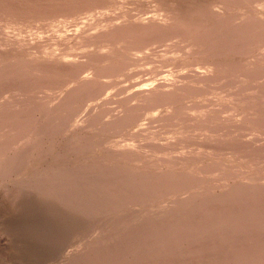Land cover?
Returning <instances> with one entry per match:
<instances>
[{"label":"rangeland","instance_id":"1","mask_svg":"<svg viewBox=\"0 0 264 264\" xmlns=\"http://www.w3.org/2000/svg\"><path fill=\"white\" fill-rule=\"evenodd\" d=\"M23 1L28 0H14ZM197 1L186 9L180 0H88L53 16L22 21L16 18L24 16H6L0 8V52H22L28 45L34 51L26 55L29 62L66 63L48 54L52 52L69 54L68 64L86 65L80 75L54 83L50 76L36 82V70L18 66L0 80V143L10 147L5 155L23 156L15 172L0 170V264H107L112 257L115 264L136 263L125 238L139 244L143 260L136 264H172L173 259L176 264H213L219 254L211 248L209 231L174 235L187 226L185 218L174 215L203 203L214 212L216 199L222 205L229 199L227 212L243 220L247 213L235 207L237 196L232 195L240 188L257 190L254 201L264 205V34H251L238 46L214 43H222L232 29L264 20V0ZM143 22L160 24L166 33L130 49L101 38ZM185 22L200 32L193 38L171 33L173 25ZM214 46L217 50L211 51ZM114 52L121 57L108 63L105 57ZM211 52L233 66L214 71L206 58ZM93 55L101 58V69L89 62ZM111 64L115 67L109 69ZM97 71L102 73L96 78ZM85 78L93 83L73 96L72 110L57 111ZM143 83H165L171 91L183 84L191 92L177 103L132 99ZM84 163L93 164L95 173L82 172ZM64 169L68 173L59 174ZM61 174L71 175L70 180ZM88 175L92 185L83 193L77 185L88 181ZM107 190H115L116 196L90 203L91 212L84 210V194L87 201L97 200L92 196ZM230 230L227 225L225 232ZM257 235L264 239V232ZM229 259H222L223 264Z\"/></svg>","mask_w":264,"mask_h":264},{"label":"bare ground","instance_id":"2","mask_svg":"<svg viewBox=\"0 0 264 264\" xmlns=\"http://www.w3.org/2000/svg\"><path fill=\"white\" fill-rule=\"evenodd\" d=\"M88 1V0H86ZM85 0H28V1H23L21 3H15L14 0H5V1H0V8L1 10H3L4 14H6V16L8 15H21V16H24V18L22 17H19L20 19H18V17L16 18L17 20L19 21H22L23 19H40V18H43L45 16H53L54 14H57L58 12L60 11H63V9L67 8L69 9L72 8L73 6L74 7H77L78 4H83V2H86ZM227 1V0H226ZM197 0L194 1H191V0H180V3L181 6L183 7H186L187 9V6H194L197 4ZM98 5V4H97ZM197 6H200V5H197ZM203 7V6H202ZM190 9V7H188ZM197 9V8H195ZM57 12V13H56ZM68 13V12H67ZM198 15V14H197ZM196 15V16H197ZM11 16V17H12ZM10 17V18H11ZM184 18V17H183ZM179 20V19H178ZM183 20V19H182ZM192 20V19H191ZM231 21V20H230ZM182 22V21H181ZM184 22V20H183ZM25 23V22H23ZM63 23V22H62ZM20 24V23H19ZM140 25L138 26H134V25H131V26H124L123 28H116V30L114 31H109L105 34H103L101 36V38L103 40H111L113 41L115 44H124V47L125 48H129L131 47L132 45H135L137 42H147L149 40V38H151L152 36H155V35H163L165 34L166 32L162 31V27L160 26V24H157V23H144L141 24L139 23ZM175 24V23H174ZM177 24V23H176ZM175 24V25H176ZM200 24V23H197V25ZM230 24V22H229ZM65 25V24H64ZM122 25V24H121ZM192 25V24H191ZM191 25H188L186 24V22L184 23V25L182 26H172L170 31L172 34H177L178 36H185V37H192L193 34H196L194 32H200L198 29H195L194 25L193 27ZM196 25V24H195ZM239 25V24H238ZM240 26V25H239ZM166 28V27H165ZM200 28V27H198ZM236 28V27H235ZM62 29V27H61ZM59 29V31L61 32V35L60 36H63L62 34V30ZM201 29V28H200ZM222 29V28H221ZM232 29V28H231ZM58 30V29H57ZM113 30V29H112ZM263 31V34H264V20L262 21H255L253 20L252 22H250V26L249 25H245V26H240V27H237L236 29H232V31L230 33H228V35L225 36L224 34V39L222 41V43L220 41H215L214 43L217 44V45H220L221 44V47L223 46H227V45H234V46H238L239 44L245 42L246 40L248 39H251L252 35L251 34H254V33H260L262 35V32ZM176 32V33H175ZM258 33V34H259ZM259 34V35H260ZM39 36V35H38ZM156 36V37H157ZM168 36V35H167ZM222 36V35H221ZM264 36V35H263ZM41 38V37H40ZM193 38V37H192ZM256 38V37H255ZM67 39H70V38H67ZM61 40V38H60ZM63 40V39H62ZM66 39L63 40V42L65 41ZM153 40V38L151 39ZM215 40V39H214ZM220 40V39H219ZM54 41V39H53ZM99 41V40H98ZM101 41V40H100ZM36 42V41H35ZM28 43V42H27ZM26 43V44H27ZM33 44H36L38 45L37 43H33ZM54 44V42H53ZM30 45V43H29ZM35 46V45H34ZM211 46V45H210ZM38 47V46H37ZM215 47V46H214ZM216 48L218 47H215L214 49H211V51H215L217 50ZM33 49V48H32ZM130 49V48H129ZM132 49V48H131ZM236 49V48H235ZM29 50H31V48L28 47V45H26V47L23 49L22 48V52L20 51H17V50H14V49H11V50H8L6 52H0V60L2 62V64L4 65L2 69H0V80L1 78L3 79V75L6 74V73H9V72H12L14 71L15 69H17V66L18 67H22L24 70L25 69H29L31 71L36 70L37 71V76H34V80H36V82H41L40 80V77H46L48 78L50 76V80L51 82L50 83H54L57 81V79H61V78H65V77H73V76H77V75H80V73H82L84 67L86 66H83L82 64H68L67 62L71 61L70 59V55L69 54H61L60 56L59 55H56L54 53H48L50 56H55V58H62L63 60L66 61V63H56L54 62L53 60H48L47 62H35V60H32V62H29V58L26 57V55L28 56V52ZM229 50V49H228ZM66 51V50H65ZM30 54L34 53V51H31L29 52ZM121 57L120 53L119 52H114L112 54H108L106 57H105V60L108 61V63H112L114 62L115 60L119 59ZM206 58H209V63L210 65L213 66V70H221L222 68H224L225 66H228V69H230L233 65L229 64L228 63H223L222 59H220V56H218L217 52H211V55L209 56L208 54L206 55ZM128 59V58H127ZM104 60V59H103ZM229 60V59H228ZM60 61V60H57V62ZM89 62L90 63H94V64H97L96 66H98L97 68H99V65L101 63V58H97V57H91L89 59ZM106 64V63H105ZM104 64V66H105ZM8 66V68L5 66ZM112 67H115V64H111V66L109 67L112 68ZM86 68V67H85ZM247 68V67H246ZM82 69V70H81ZM101 69V68H99ZM98 69V70H99ZM81 70V71H80ZM105 70H108L107 67H105ZM223 70V69H222ZM252 70V69H251ZM80 71V72H79ZM210 71V70H209ZM213 71V72H214ZM30 72V71H29ZM21 73V72H20ZM100 73H102V71H97V73L95 74L96 75V78L98 76H100ZM252 73V72H251ZM250 73V74H251ZM34 74V73H33ZM35 75V74H34ZM40 76V77H39ZM165 76V75H164ZM247 76V75H246ZM251 77V76H250ZM249 77V78H250ZM52 78V79H51ZM13 79V78H12ZM25 79V78H24ZM32 79V78H30ZM74 79V78H73ZM208 79H211V78H208ZM27 80V78H26ZM45 80V79H44ZM58 80V81H59ZM247 80V78H246ZM2 81V80H1ZM4 81V80H3ZM23 81V80H22ZM28 81V80H27ZM204 81V80H203ZM7 82V81H5ZM17 82V81H16ZM35 82V81H34ZM46 82V81H45ZM44 83V82H43ZM49 83V82H48ZM89 83H93L91 80H88V79H84L82 82L79 83V85L76 87V89L71 92V95L68 96L66 99L63 100V103L62 105H60V107L58 108L57 111H66V110H72L73 106H74V99H73V96H77L79 95L80 93L82 94V92H84L88 87H89ZM18 84V82L16 83ZM35 84V83H34ZM37 84V83H36ZM35 84V85H36ZM47 84V83H46ZM52 85V84H51ZM95 85V84H94ZM183 85V84H181ZM177 86L176 88L174 87V91H171V88H168L169 86L165 85V83L163 84H157V85H154L152 83H143L141 84L140 88H139V91H137L135 93V95L132 97V99L136 98V99H140V100H143V101H146L148 103H153V104H156V103H162V101L164 102V100H168V101H177L179 99H181L183 96H186L188 93H190L191 89L189 87H187L186 89L185 86ZM38 86V84L36 85ZM50 86V85H49ZM93 86V85H92ZM173 87V86H172ZM101 89V87H100ZM133 95V94H132ZM65 96V95H64ZM80 96V95H79ZM78 98V97H77ZM129 98H131L129 96ZM127 101V100H126ZM80 103V102H79ZM177 103V102H176ZM163 104V103H162ZM170 104V103H169ZM220 104V103H219ZM29 105V104H28ZM168 105V104H167ZM225 105V104H224ZM169 106V105H168ZM132 107V106H131ZM32 106H31V110H32ZM35 109V108H33ZM211 110V109H210ZM130 111L131 113L134 114V112L136 111L135 108H130ZM2 113V112H0ZM25 113V112H24ZM32 114V113H31ZM155 115V114H154ZM236 118V117H235ZM182 119V118H181ZM125 120V119H124ZM227 120V119H226ZM1 122V121H0ZM236 125V124H235ZM21 126V125H20ZM214 127V126H213ZM3 128V127H2ZM44 128V127H43ZM1 129V128H0ZM254 130V129H253ZM75 134V133H74ZM8 137V136H7ZM76 138V137H75ZM264 138V137H263ZM7 139V138H6ZM5 139V140H6ZM238 139V138H237ZM38 143V142H36ZM244 143V142H243ZM247 143V142H246ZM55 144V142H54ZM58 144V143H57ZM60 144V143H59ZM56 145V144H55ZM60 146V145H59ZM204 146V145H203ZM212 146V145H211ZM250 146V145H249ZM97 147V146H96ZM10 147L7 146L6 143H3L1 142L0 143V170L2 172L6 171V172H9V171H13L15 172V169L16 167L18 166H21L20 162L18 161V159H22L23 156L22 154L20 155H17L15 157H12V156H9V155H5V153L9 150ZM55 148V147H54ZM98 148V147H97ZM249 148V147H248ZM56 149V148H55ZM60 149V147H59ZM222 149V148H221ZM29 150V149H28ZM97 150V149H96ZM213 150V149H212ZM24 152V151H23ZM26 153H28L27 151H25ZM91 154V153H90ZM27 155V154H26ZM24 155V156H26ZM57 155V154H56ZM55 155V156H56ZM98 156V155H97ZM95 157V156H94ZM4 158V159H3ZM257 158V157H256ZM59 160V159H58ZM21 161H24V160H21ZM8 162V163H6ZM56 162V161H55ZM54 162V163H55ZM70 162V160H69ZM103 162V161H102ZM250 162V160H249ZM53 163V162H52ZM54 163L52 165H54ZM99 163V162H98ZM58 164V162H57ZM61 161L59 162V165H61ZM67 164V163H65ZM85 167L84 171L82 172H91L92 169L94 168V165L91 164V163H84ZM63 165V164H62ZM61 165V166H62ZM70 166V165H69ZM68 166V167H69ZM100 166V165H99ZM98 166V167H99ZM52 167V166H51ZM68 167H64L65 169ZM10 168V170H9ZM31 167L29 168H26L27 170L30 169ZM33 168V167H32ZM56 168V166H55ZM59 168V166H58ZM62 168V167H61ZM59 168V170L61 169ZM106 168V167H105ZM25 169V170H26ZM63 169V168H62ZM56 170L57 172L59 171V174L60 173H68L67 170ZM264 169V167H263ZM18 170V169H17ZM70 170V169H69ZM64 171H67V172H64ZM27 172V171H26ZM56 172V173H57ZM93 174L95 173V171L93 170L92 171ZM114 172V171H113ZM23 173V172H22ZM55 171H54V175L56 174ZM71 175L73 174V172H71ZM81 173V172H80ZM79 173V174H80ZM49 174H51V171H48V175H46L47 177L49 176ZM53 174V172H52ZM57 174V176L59 175ZM77 174V173H76ZM45 175V174H44ZM62 175V174H61ZM71 175H67V174H63L62 177L64 178H67V179H64L66 182H68L70 179V176ZM74 175V174H73ZM109 175V174H108ZM56 176V177H57ZM107 176V175H105ZM50 177V176H49ZM48 177V179H49ZM77 179L76 180H79V179H83L82 177H78L76 176ZM90 176L88 175V178ZM92 177V176H91ZM94 177V176H93ZM112 177H114L112 175ZM179 177H183L184 176H179ZM250 177V176H249ZM248 176H246V178H249ZM14 178V177H13ZM20 178V177H19ZM22 178V177H21ZM44 178V177H43ZM87 178V179H88ZM7 179V178H6ZM16 179V178H15ZM53 179V178H52ZM58 179V178H57ZM107 180V177L105 178ZM117 179V178H116ZM253 179V178H252ZM255 179V178H254ZM60 180V179H59ZM185 180V178H184ZM251 180V179H250ZM108 181V180H107ZM247 180H245L246 182ZM6 182H9V181H5ZM15 182V181H13ZM75 182V181H74ZM115 182V180H114ZM136 182V181H135ZM12 183V181H11ZM10 183V184H11ZM139 183V181H138ZM9 184V183H8ZM67 184V183H66ZM91 185H92V180L91 178H89L88 181L85 182V180H83L82 184H80V182H78V185L77 186H83L79 189H81L83 191V193L86 191V189L88 188H91ZM113 185V184H112ZM123 185V184H122ZM249 185V184H248ZM17 186V185H16ZM45 186V185H44ZM14 187V186H12ZM19 187V186H18ZM105 189H108L107 188V185H105ZM249 187V186H248ZM73 188V187H72ZM113 187H109V190H112ZM109 190L103 192V193H96V196H92L94 198H97V200H92L91 201H87L85 199L86 198H89L87 194H84V196L79 198L81 199V203L82 204V207H84V210H89L87 205H89L90 203L94 202V201H98L100 199H103V198H109V197H112V196H116L114 193H116V191L113 193L112 191L110 192ZM128 188L126 189V191L128 192ZM66 191V190H65ZM72 191V190H71ZM101 191V189H100ZM125 191V190H124ZM254 191H257L255 189H253V191L249 190V189H235L232 193L233 194H236V198L234 197V205L236 208H241L243 209V211H246L247 213V216L243 219V220H239L237 218H234L235 216H233L232 214H229L227 212V209L226 207L229 206V199H228V202H223V204L225 205H222L219 203V201L217 202L215 199V202L217 203L218 207L216 208L217 210L216 211H211V210H208V208L206 207H203L204 203L202 205H199V206H195L194 207L192 206H188V208L184 211H187V213H182V212H179L180 214L178 215H174L176 218H181V219H184V222L186 221V227L184 230L182 231H176L174 233V235H179V236H190L192 235L194 232H199V234H205L207 231V236L211 238V240H214V241H211L212 245H211V248H213V250H215L218 254H219V257L216 258V260H214V263L213 264H223L224 261L222 259L224 258H230L229 259V262L228 264H264V240L263 238L259 237L257 234H259L260 232H264V217L262 216V213L264 212V208H262L261 206H264V205H258L257 202L254 201V199L256 197H259L258 195L254 194L253 192ZM61 192V191H60ZM70 192V190H69ZM73 192V191H72ZM232 192V191H231ZM78 193L76 190L74 192V194ZM105 193V194H104ZM55 194V193H54ZM67 194V193H66ZM104 194V195H103ZM98 195V196H97ZM123 195H126V194H123ZM227 196V194L225 195ZM229 196H231V194H229ZM60 197V196H59ZM221 197V196H220ZM232 198V196L230 197V199ZM123 197L121 199H119V201L117 202V206H120L124 201H123ZM196 200V199H195ZM261 200V199H260ZM85 201V202H84ZM199 201V200H198ZM213 201V200H212ZM263 201H264V198H263ZM120 202V204H119ZM71 203V202H70ZM239 203H243L241 204V206H237V204ZM75 204V202H74ZM97 204V203H96ZM95 204V205H96ZM210 204V203H209ZM70 205V204H69ZM197 205V204H196ZM213 205H216V204H213ZM211 205V207L213 206ZM230 207V206H229ZM235 207H233V209H236ZM243 207V208H242ZM98 208V207H97ZM226 209V210H225ZM246 209V210H244ZM220 210V211H219ZM90 211V210H89ZM88 211V212H89ZM219 211V212H217ZM91 212V211H90ZM89 212V213H90ZM94 212V211H93ZM234 213V212H233ZM204 215V216H202ZM173 216V217H174ZM262 216V217H261ZM169 219V218H168ZM123 222V221H122ZM120 221V223H122ZM166 222V221H165ZM172 222V221H171ZM254 222H256V224L253 226V227H250L252 224H254ZM153 223V222H152ZM157 223V221H156ZM164 223V222H163ZM170 224V223H169ZM173 224V223H172ZM230 225V233L231 234H227L225 232V227L227 225ZM159 225V224H158ZM164 225V224H163ZM116 226V225H115ZM167 226V225H165ZM163 227V226H162ZM249 227V228H248ZM136 228V227H135ZM156 228V227H155ZM161 228V227H160ZM153 229V228H152ZM135 230V229H134ZM133 230V232L135 233V231ZM137 230V229H136ZM150 231V229H148ZM131 232V231H130ZM137 232V231H136ZM147 232V231H146ZM152 232V231H151ZM197 232V233H198ZM169 235V234H168ZM177 235V236H178ZM214 235V237H213ZM240 235V236H239ZM130 236V235H129ZM242 241L241 244L239 243H236L239 240V237ZM207 237V238H208ZM232 237V238H231ZM131 238V237H130ZM214 238V239H213ZM126 241H127V247H126V250L127 251H130V253H132V260L135 261L136 263L137 262H140L142 261V253H139L138 251V247H139V244L137 243L136 246L134 245V241L135 240H132V239H129V238H125ZM156 239V238H155ZM158 239V238H157ZM97 241V240H95ZM154 241V239H153ZM156 241V240H155ZM154 242H152V244L147 247V251H149V249H151L153 246H154ZM183 241V240H182ZM125 242V241H124ZM133 242V244H131ZM137 242V241H135ZM186 242V241H185ZM206 242V241H205ZM208 242V241H207ZM181 243V242H180ZM189 243H192L191 240H189ZM188 243V244H189ZM167 244V242H166ZM176 244V243H175ZM242 244L244 246H242ZM241 245V246H240ZM100 248H103L105 247L104 245H98ZM143 245H140V249L142 250V247ZM162 246V245H161ZM164 246V245H163ZM168 246V245H167ZM171 245H169L170 247ZM196 246V245H195ZM97 247V246H96ZM189 247H191L189 245ZM146 248V247H145ZM179 248V247H178ZM107 249V247H106ZM160 249V248H159ZM203 249V248H202ZM205 249V248H204ZM114 254L115 252L117 251L116 247L114 249ZM164 250V249H162ZM172 250V249H171ZM183 250V248H182ZM180 249V252L182 251ZM195 250V249H194ZM92 251V250H91ZM146 251V252H147ZM158 251V250H157ZM160 251V250H159ZM167 251V250H166ZM175 251V250H174ZM152 252V251H151ZM222 252H225L224 255H222ZM175 253V252H174ZM186 252H184V256L186 257L185 258V262L184 263H187L189 257L186 256L187 253L185 254ZM210 253V252H209ZM143 254H146V253H143ZM212 254V253H211ZM210 254V255H211ZM258 255V256H256ZM99 256V255H97ZM178 256V255H177ZM207 256V255H206ZM255 256V257H254ZM99 257H103V255L100 253V256ZM168 257V256H167ZM114 257L111 258V262L112 264H115L114 263ZM179 259V258H178ZM203 260V259H202ZM226 260V259H225ZM129 261V260H128ZM155 262L158 263V261L154 260ZM167 261V260H165ZM223 261V262H222ZM151 262V260H147L145 261L146 264H149ZM202 262V261H200ZM207 262V261H206ZM98 263V262H97ZM110 263H107V264H110ZM126 264H136V263H133L131 261L129 262H124ZM154 263V262H153ZM160 263V262H159ZM171 263L172 264H176L175 260H171ZM192 264L193 261H191ZM190 264V263H189ZM196 264V263H195ZM208 264V263H207ZM212 264V263H211Z\"/></svg>","mask_w":264,"mask_h":264}]
</instances>
